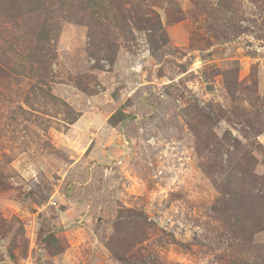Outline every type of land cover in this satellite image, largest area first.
<instances>
[{"label": "rangeland", "instance_id": "374dc122", "mask_svg": "<svg viewBox=\"0 0 264 264\" xmlns=\"http://www.w3.org/2000/svg\"><path fill=\"white\" fill-rule=\"evenodd\" d=\"M0 4V264L264 261V0Z\"/></svg>", "mask_w": 264, "mask_h": 264}, {"label": "trees", "instance_id": "16d2710c", "mask_svg": "<svg viewBox=\"0 0 264 264\" xmlns=\"http://www.w3.org/2000/svg\"><path fill=\"white\" fill-rule=\"evenodd\" d=\"M1 5V4H0ZM3 14H4V12H0V16H3ZM116 117L117 116H113L112 118H111V123L113 124V125H115L116 124ZM262 198H263V203H264V195L262 196ZM238 208H240V209H242L243 210V208H242V206L241 205H238ZM250 209V208H249ZM249 209H246V210H243V211H240L239 209V211H240V213H241V216H240V218L242 219L244 216L242 215V214H249V215H252V214H254L252 211L251 212H249L248 210ZM257 218H258V220H260V217H258V215H257V217L252 221V222H254V225H256L257 223H256V221H257ZM258 264H264V261H262V262H260V263H258Z\"/></svg>", "mask_w": 264, "mask_h": 264}]
</instances>
